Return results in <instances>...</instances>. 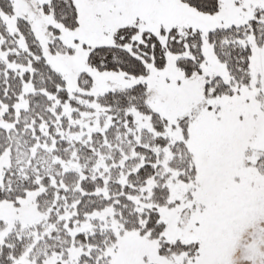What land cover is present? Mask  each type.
Returning <instances> with one entry per match:
<instances>
[{
    "label": "snow or ice",
    "instance_id": "1",
    "mask_svg": "<svg viewBox=\"0 0 264 264\" xmlns=\"http://www.w3.org/2000/svg\"><path fill=\"white\" fill-rule=\"evenodd\" d=\"M0 264H264V0H0Z\"/></svg>",
    "mask_w": 264,
    "mask_h": 264
}]
</instances>
